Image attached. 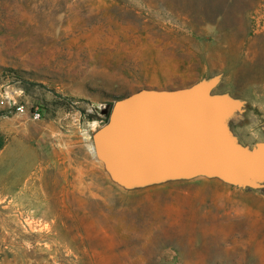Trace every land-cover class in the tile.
Masks as SVG:
<instances>
[{
    "label": "rangeland",
    "instance_id": "1",
    "mask_svg": "<svg viewBox=\"0 0 264 264\" xmlns=\"http://www.w3.org/2000/svg\"><path fill=\"white\" fill-rule=\"evenodd\" d=\"M213 79L236 142L264 143V0H0V89L26 107L0 105L6 264H264V177L128 188L93 154L116 100Z\"/></svg>",
    "mask_w": 264,
    "mask_h": 264
},
{
    "label": "water",
    "instance_id": "2",
    "mask_svg": "<svg viewBox=\"0 0 264 264\" xmlns=\"http://www.w3.org/2000/svg\"><path fill=\"white\" fill-rule=\"evenodd\" d=\"M216 83L141 89L116 100L91 135L94 156L128 188L198 176L255 186L264 177V143L250 150L236 142L226 121L242 103L213 96Z\"/></svg>",
    "mask_w": 264,
    "mask_h": 264
},
{
    "label": "built area",
    "instance_id": "3",
    "mask_svg": "<svg viewBox=\"0 0 264 264\" xmlns=\"http://www.w3.org/2000/svg\"><path fill=\"white\" fill-rule=\"evenodd\" d=\"M0 105L6 106L10 109L15 110L17 113L23 114L26 112L25 105L18 103L10 92L0 89ZM36 118L41 115L40 109L37 107L33 113Z\"/></svg>",
    "mask_w": 264,
    "mask_h": 264
},
{
    "label": "trees",
    "instance_id": "4",
    "mask_svg": "<svg viewBox=\"0 0 264 264\" xmlns=\"http://www.w3.org/2000/svg\"><path fill=\"white\" fill-rule=\"evenodd\" d=\"M40 112L42 111L40 110ZM107 121H108V118L106 119V122ZM2 146H3V142L0 139V149L2 148ZM6 250H9V249L8 248L4 249L3 246L0 244V264H6L7 257L4 255L9 253V251H6ZM12 257L13 255L8 254V258H12Z\"/></svg>",
    "mask_w": 264,
    "mask_h": 264
}]
</instances>
